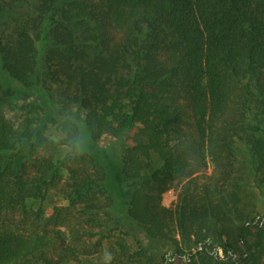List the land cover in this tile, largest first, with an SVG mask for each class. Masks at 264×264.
<instances>
[{"label": "trees", "instance_id": "obj_1", "mask_svg": "<svg viewBox=\"0 0 264 264\" xmlns=\"http://www.w3.org/2000/svg\"><path fill=\"white\" fill-rule=\"evenodd\" d=\"M22 2L0 0V264L102 253L83 224L132 235L103 264H264L237 174L238 142L264 172V0ZM52 190L77 208L26 205Z\"/></svg>", "mask_w": 264, "mask_h": 264}, {"label": "rangeland", "instance_id": "obj_2", "mask_svg": "<svg viewBox=\"0 0 264 264\" xmlns=\"http://www.w3.org/2000/svg\"><path fill=\"white\" fill-rule=\"evenodd\" d=\"M17 1V0H16ZM23 0V4H24ZM31 92H23L21 96H19L16 104L20 105L25 98L30 96ZM6 115L10 120H12L15 124H18V122L21 120V117L18 112H15L11 109L6 110ZM256 121L258 124L264 129V117H256ZM49 129L51 130V135L53 137L61 136L63 133L55 129V126H50ZM87 136V133L85 132V137ZM262 136H264V130L262 132ZM112 142V138L107 134H102L99 140L97 141V145L100 147L107 146ZM239 155H238V161L239 163V170H238V176L241 177L242 185L240 189V196H241V205L244 209L249 211H254L256 213L262 214L264 212V199L261 194V189H264V182H259L260 176H263L264 172L258 173V175H255L253 171H251L248 167L247 162V156L248 151L246 146L243 142L237 143ZM65 149L63 147H60L59 152L57 153V156H61L64 153ZM63 175V181L66 179V172L65 170H62ZM176 200V183L172 182L167 185V189L162 193L161 195V202L166 207H171L173 203ZM26 205L29 208L36 209L39 205L43 207L45 214H50L57 206H64V207H70L71 213L74 211L75 208H77V205L70 206L67 199L62 198L57 194L56 191H50L47 197L43 201L39 200H27ZM76 206V207H75ZM84 227H87V229H90L92 232H94V236L91 238L92 241L99 239L100 243L103 248L102 253H98L92 256H88L86 258H83L80 263L77 262H69L67 264H103L106 253H110L111 256L113 254V249L116 248L115 242L120 241L124 242L127 245L126 252H132L134 249H136L137 245L134 242L132 235H122L119 230L112 225L109 227H105L103 225H82ZM128 226V227H127ZM126 228H131L132 226L126 225ZM162 242H153L149 245L150 248H152V253L158 257L161 255V251H163Z\"/></svg>", "mask_w": 264, "mask_h": 264}, {"label": "clouds", "instance_id": "obj_3", "mask_svg": "<svg viewBox=\"0 0 264 264\" xmlns=\"http://www.w3.org/2000/svg\"><path fill=\"white\" fill-rule=\"evenodd\" d=\"M106 256L108 257V259H111V254L110 253H106Z\"/></svg>", "mask_w": 264, "mask_h": 264}]
</instances>
